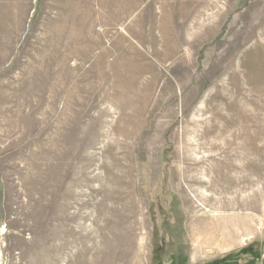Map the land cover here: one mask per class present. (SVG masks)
Segmentation results:
<instances>
[{
    "label": "rangeland",
    "instance_id": "obj_1",
    "mask_svg": "<svg viewBox=\"0 0 264 264\" xmlns=\"http://www.w3.org/2000/svg\"><path fill=\"white\" fill-rule=\"evenodd\" d=\"M181 258L264 264V0H0V264Z\"/></svg>",
    "mask_w": 264,
    "mask_h": 264
},
{
    "label": "bare ground",
    "instance_id": "obj_2",
    "mask_svg": "<svg viewBox=\"0 0 264 264\" xmlns=\"http://www.w3.org/2000/svg\"><path fill=\"white\" fill-rule=\"evenodd\" d=\"M44 128V127H43ZM44 134V133H43ZM39 138V137H37ZM40 141V140H39ZM48 205V204H47ZM202 206V205H201ZM53 214H50V213H47L46 217L47 219H49L50 221L47 222V225L49 226L51 224V219L57 221L58 223H60L62 221V216L60 214H57V215H53ZM237 219V218H236ZM51 235H48L46 237H44V246H45V251L47 252L46 254H49L51 251H53L54 249L53 248H50V249H46V245L50 242L51 240ZM62 247V245H61ZM61 247H58L56 250H60Z\"/></svg>",
    "mask_w": 264,
    "mask_h": 264
},
{
    "label": "crops",
    "instance_id": "obj_3",
    "mask_svg": "<svg viewBox=\"0 0 264 264\" xmlns=\"http://www.w3.org/2000/svg\"><path fill=\"white\" fill-rule=\"evenodd\" d=\"M196 260H197V259H195V262H194L193 264H203V263H204V262H203V263H202V262H199V263H198V262H196ZM183 262L185 263V259H184V258H181V262L179 261L178 264H183Z\"/></svg>",
    "mask_w": 264,
    "mask_h": 264
},
{
    "label": "flooded vegetation",
    "instance_id": "obj_4",
    "mask_svg": "<svg viewBox=\"0 0 264 264\" xmlns=\"http://www.w3.org/2000/svg\"><path fill=\"white\" fill-rule=\"evenodd\" d=\"M213 264H219V263L216 262V263H213Z\"/></svg>",
    "mask_w": 264,
    "mask_h": 264
}]
</instances>
